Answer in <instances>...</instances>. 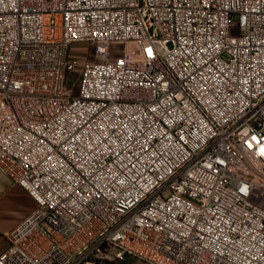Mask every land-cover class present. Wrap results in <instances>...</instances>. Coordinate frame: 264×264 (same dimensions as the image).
I'll use <instances>...</instances> for the list:
<instances>
[{"label": "built area", "instance_id": "built-area-1", "mask_svg": "<svg viewBox=\"0 0 264 264\" xmlns=\"http://www.w3.org/2000/svg\"><path fill=\"white\" fill-rule=\"evenodd\" d=\"M0 169V264H264V0H0Z\"/></svg>", "mask_w": 264, "mask_h": 264}, {"label": "crops", "instance_id": "crops-1", "mask_svg": "<svg viewBox=\"0 0 264 264\" xmlns=\"http://www.w3.org/2000/svg\"><path fill=\"white\" fill-rule=\"evenodd\" d=\"M34 209V201L0 169V253L6 248L5 234Z\"/></svg>", "mask_w": 264, "mask_h": 264}, {"label": "rangeland", "instance_id": "rangeland-1", "mask_svg": "<svg viewBox=\"0 0 264 264\" xmlns=\"http://www.w3.org/2000/svg\"><path fill=\"white\" fill-rule=\"evenodd\" d=\"M74 50H75V53L79 52V54H81L83 52V51H81L82 48L81 49L80 48L74 49ZM142 58H143L142 51H140V59H142ZM75 84H76L75 80L70 78L69 81L67 82V88L72 89L73 87H75ZM72 94H75V89L72 91ZM127 264H130V263H127Z\"/></svg>", "mask_w": 264, "mask_h": 264}, {"label": "bare ground", "instance_id": "bare-ground-1", "mask_svg": "<svg viewBox=\"0 0 264 264\" xmlns=\"http://www.w3.org/2000/svg\"><path fill=\"white\" fill-rule=\"evenodd\" d=\"M143 58L142 59H147V51H142Z\"/></svg>", "mask_w": 264, "mask_h": 264}]
</instances>
